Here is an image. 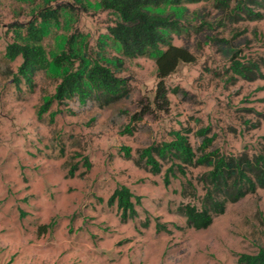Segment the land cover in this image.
<instances>
[{
  "label": "rangeland",
  "instance_id": "1",
  "mask_svg": "<svg viewBox=\"0 0 264 264\" xmlns=\"http://www.w3.org/2000/svg\"><path fill=\"white\" fill-rule=\"evenodd\" d=\"M189 8H200L210 21L217 16L210 3ZM30 11L0 0V264H237L238 254L264 247V188L228 203L209 227L195 229L179 209L200 206L198 176L207 168L185 167L187 177L178 174L165 184L170 163L160 174L135 163L139 148L170 141L177 130L196 147L202 127L224 154L264 153V79L232 78L217 48L192 37L195 59L165 78L163 100L155 62L138 57L126 59L117 73L130 86L128 99L105 108L77 99L55 102L39 119L41 97L55 83L40 73L30 92L8 73L22 59L8 69L4 58L11 25L28 21ZM113 23L108 11H80L76 27L95 48ZM238 30L242 56H263L264 19L213 29L228 38ZM174 42L184 43L179 37ZM176 87L185 93H174ZM128 125L133 133L121 134ZM122 146L131 147L132 159ZM121 186L133 193L137 211L127 221L117 203H109Z\"/></svg>",
  "mask_w": 264,
  "mask_h": 264
},
{
  "label": "trees",
  "instance_id": "2",
  "mask_svg": "<svg viewBox=\"0 0 264 264\" xmlns=\"http://www.w3.org/2000/svg\"><path fill=\"white\" fill-rule=\"evenodd\" d=\"M31 7V18L13 23V41L5 48L7 67L18 58L17 70L10 69L13 81L26 83L34 91L36 76L40 73L55 83L52 93L45 92L37 109L43 119L52 105L77 99L80 104L89 101L100 107H110L130 97L127 79L119 77L126 59L147 57L156 65L157 97H167L165 78L181 62H193L194 53L189 42L213 46L229 62L231 77L255 81L264 79V55L258 58L242 56L237 48L236 31L231 37L213 31L243 22L264 19V0H13ZM210 3L217 16L207 20L200 8L190 4ZM80 11H108L114 23L101 34L95 48L90 35L80 31L76 24ZM218 17V18H217ZM175 37L184 41L175 44ZM47 41V42H46ZM48 41H50L48 43ZM174 93L182 92L179 87ZM56 112L51 111V117ZM121 134L133 133L126 126ZM170 141L153 143L137 150L135 163L153 174H160L163 163H170L164 174V183L180 174L187 177L185 167H205L198 176L203 194L200 206L187 203L180 207L187 224L195 229L209 227L217 215L223 214L228 203H235L264 188V153L250 155L224 154L213 148L214 137L209 128L198 129L200 143L194 147L186 133L174 131ZM126 159H132L130 146H122ZM73 165V169L76 165ZM89 166V164H88ZM179 171V172H177ZM70 176L74 172H69ZM133 193L127 186L113 192L109 203H117L122 220L133 218L137 211ZM237 264H264V247L255 253H240Z\"/></svg>",
  "mask_w": 264,
  "mask_h": 264
}]
</instances>
